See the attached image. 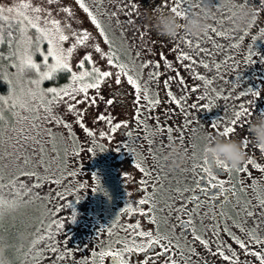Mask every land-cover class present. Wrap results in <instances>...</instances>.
<instances>
[{
    "label": "snow or ice",
    "instance_id": "1",
    "mask_svg": "<svg viewBox=\"0 0 264 264\" xmlns=\"http://www.w3.org/2000/svg\"><path fill=\"white\" fill-rule=\"evenodd\" d=\"M49 4L59 2V0H48ZM184 3H188V0H183ZM248 2V0H247ZM75 3L83 10L84 13L90 19V22L98 30L99 35L103 37L104 43L106 45L112 46L113 41L108 37V34L105 30L104 25L98 19V15H104L105 13L100 11V6L103 4V0H91V4L96 6V13H94L89 7L88 3L85 0H75ZM174 5V6H172ZM256 7H261V3L255 5ZM131 7L135 10L136 5L133 3ZM167 8L170 12L175 13L177 16L183 18L184 16L192 12V6L189 4L187 8L182 7L181 0H161L158 5V10L161 13H164V9ZM29 10L34 15L29 14ZM45 10L39 6H33L30 0H21V2L13 7L3 8L0 7V46L7 44L9 49L8 54L5 55L3 52H0V66L3 65L4 61H10L11 63L8 67L15 69V73H8L0 67V81L4 82L7 85V94H0V147H3L4 141V125L8 124V120L5 116V112H10L12 117L18 118L19 121L28 120L29 117L22 116L20 113L29 112L31 113V127L33 129H39L41 125L37 124L36 121L44 120L53 122L59 125H62L65 129H71V125L64 123L62 119L58 118L53 111V105L60 102L67 103V112L76 113L77 123L83 128L82 123L84 112L77 110V105L85 103L88 105H95L100 101L105 102L107 105H111L114 101L112 99L105 100L104 97L100 94L101 88L105 84L110 85V81L114 78L115 83L119 86L122 82H126L130 89L132 90L133 95V107L135 109L134 118L137 125L143 124V110L144 108H155L160 105L161 100L158 95L150 96L149 89L145 86H142L140 80L142 78V71L144 68H148L150 65L147 62H142L140 65H136L133 60L131 64L126 62H121L120 58L115 56V54L108 55L102 51L101 47L97 44L94 45V51L102 58L107 59V64L110 68L117 69V71H105L97 67L92 59L90 53H86L81 60L77 63L76 68L79 71H74L72 64L70 63L73 54L77 51L78 47H83L87 45V41L90 39V35L87 31L77 33L75 30H72V35L75 39V43L71 47H68L67 50L63 47V44L69 40V35H66L64 32V27L71 29V20L73 18V12L70 7H62L61 11L66 14L68 20L64 22V27L60 20L52 17L50 11L46 12L45 18L41 19L40 13ZM7 13V14H6ZM15 13V15H11ZM115 15V14H113ZM128 16H131V13H128ZM132 23L131 20L128 21ZM14 29V31H13ZM35 35H31L33 32ZM211 31L218 36H223L227 38L226 33L218 32L216 28H212ZM143 38V37H142ZM243 37H241V40ZM46 43V50H42L41 45ZM191 47V42H188ZM196 48H199L200 45L196 44ZM233 48L239 47V44H233ZM39 54L42 57V63H38L34 60V56ZM254 53L251 54L248 59L249 61L253 60ZM139 53L137 54V57ZM178 60L181 61H195L192 60V57L183 53L182 51L177 56ZM171 67V65H168ZM155 68H159V64L153 65ZM203 67L208 68L207 64H203ZM219 68V65H217ZM58 73H69L70 82L63 87H47L46 89L42 87L45 81H52ZM150 79L159 78L157 72L150 73ZM196 79L204 80L205 84H210L211 81L205 80L203 76H197ZM183 84V80L180 81ZM165 86H168V82L165 81ZM90 90H94L95 95H90ZM196 91V89H192ZM251 94L253 97H259V92H253L250 89H247L241 95ZM119 92H115L112 95L117 96ZM82 95V99H77L78 96ZM168 96L172 99L178 107H181V100L177 99L172 95L171 92H168ZM201 100L204 97H200ZM227 99V97H225ZM191 108L197 109L200 107L198 104H191ZM204 108H207L208 105H204ZM240 110L234 113V119L229 121L231 126H226L220 132H216L215 129L218 127L217 123H212L210 126L213 129L210 139H214L217 135L222 136L225 139H232V136L235 134L236 128L242 126L245 122L243 118L246 115H251L247 108L243 104L239 105ZM18 109L20 111H18ZM43 110L45 115L40 116V111ZM264 115V114H261ZM100 120H104L108 126L110 132H116L120 128H129L127 122H115L113 117L110 115H101L98 117ZM156 130L162 134L166 131L169 141L173 138L170 135L173 131L172 128L166 130L160 129L158 126L154 125ZM14 129V126H13ZM48 132L49 137L55 141V135L51 129H45ZM89 137H94L95 133L84 129ZM39 135V132H37ZM128 137L132 136V132H127ZM71 136V132H69ZM101 136H104V133H101ZM21 137L24 143L29 140H32L34 143H38L34 137L27 135L23 128L19 130V136L16 139V143L12 145L14 151L8 155L14 156L16 163V171L13 174L8 175L7 182L5 168L7 166L0 163V192L6 187H11L16 194L17 199L6 200L3 195H0V221L3 220L4 215L7 212H13L19 208L25 206L23 201V196L21 191L24 194H27L31 191L32 188H40L43 183L48 184H61L60 179H52L48 177L41 176L40 173L33 170H26L29 166L33 164V158L28 155H20L19 148L20 145L23 147ZM144 139L147 141V145L151 147L153 141L149 139L146 135ZM75 142V141H73ZM244 147L245 151L248 148L251 140L249 137H244L240 141ZM120 145H117L119 147ZM163 146V142H162ZM143 148L144 146L141 145ZM254 148L258 149L254 144ZM55 150V146H54ZM85 151L91 152L92 149H84ZM101 151H104L101 147ZM261 151V150H260ZM135 154V149L132 150ZM264 152V151H261ZM44 149H40V158L36 161L37 166H43L44 171H50V165L45 163L44 160ZM80 150L74 149L73 155H79ZM150 156L155 158L153 153H149ZM5 158L4 154H0V161H3ZM22 160V164L20 161ZM65 170H67V162H62ZM251 168L257 169L259 172L264 173V165L256 162L254 158L249 157L247 162L241 165L236 169H231L227 165L221 163L220 161L209 162L208 160H203L202 165H194L193 173L202 172L203 176L207 179L206 186H202V181L197 179L194 181L195 188H177L175 191L183 197L184 192L194 191L197 193H202L200 195H192L188 199V203L192 204L193 207H187L183 201L181 202V207L175 208L177 213H182L183 216L188 217V219H183L181 216H177L179 226L184 229V235L190 231L194 242H198L206 250L212 252L213 255L219 256L226 264H241L240 253L235 251L233 248H225L222 243H217L213 251L212 244L213 241L211 238H205V235H202L200 231L197 230V225L195 220L192 218L199 214L198 210L207 201H213L211 205L213 209L218 208V216L213 215L214 220L219 219H230L233 224L239 228L240 232L243 233L241 236H236L231 233V230L225 224L223 231L232 236L233 241L238 245L239 249L243 251L246 256H251L255 259L257 264H264V237L260 236L258 233L259 223L254 228H247L246 220L242 217L246 216L247 218H253L257 216L255 209H259L260 222H264V179L257 180L251 186L244 181L243 176L241 177L239 186L236 185V182L231 178L232 174L240 173L247 174ZM135 167L143 174V177L139 184L141 185V190L148 191L149 179L152 178V172L149 169H146L143 166V161L138 160L135 164ZM221 173L224 175L221 176ZM71 176L77 175L75 171L69 173ZM27 177L29 179L35 180L31 186L21 182L22 178ZM224 177H229L225 179ZM93 179L96 180V190L103 191L99 178L93 176ZM125 179H130L125 177ZM159 179L158 177L156 178ZM83 187V185H81ZM155 189V186H153ZM215 190V191H214ZM107 195V193H104ZM131 195V193H128ZM156 192L153 190L149 195L144 196L143 198L135 201L134 203L128 204L124 210L123 214L125 216L129 214H138L140 216H150V223L156 225V228L153 231H142L141 225L139 222L126 226L124 229L128 231L130 229L131 239L125 241H117L118 244L122 245V248L112 249L109 245L107 248L93 252V260L91 264H104L105 258L110 257L113 261V264H129L127 259V254H143L145 259L139 261L138 264H191V257L196 254V249L194 247L189 248V253L186 254L180 251L179 241L173 243L174 236L169 235L167 232L160 231L159 222L157 220L156 212L163 211V209H157L156 203ZM39 198V197H37ZM63 198L62 196L60 197ZM233 198L235 200L233 201ZM51 199V197H49ZM30 202V201H29ZM234 203L237 206H240V210L235 212V216H230L225 209L227 204ZM147 206V208L143 207ZM70 207V205H69ZM166 207L171 212L173 210V205H166ZM239 218V219H238ZM76 215L73 214L72 222H75ZM118 220H114L113 224L108 230V235L110 236L111 227H115ZM53 224L57 230L62 229L64 225L58 221H53L48 225L49 229L52 228ZM173 226V231L175 229ZM220 228L219 222H217L213 228V235L218 237ZM201 229L206 233L207 229L203 226V221H201ZM104 231V230H103ZM102 231V232H103ZM52 239L51 236L47 237ZM41 240L44 237L40 238ZM39 241L33 242V247ZM187 246V244H186ZM255 249V250H250ZM49 250L55 253H58V259L63 260L65 256L71 255L70 252H61L59 248L55 245H50ZM173 252L176 255H173ZM42 253L37 252L35 258L38 259ZM160 257H163V260H160ZM0 264H3L0 261ZM88 264V262H85Z\"/></svg>",
    "mask_w": 264,
    "mask_h": 264
},
{
    "label": "rangeland",
    "instance_id": "2",
    "mask_svg": "<svg viewBox=\"0 0 264 264\" xmlns=\"http://www.w3.org/2000/svg\"><path fill=\"white\" fill-rule=\"evenodd\" d=\"M20 2L21 0H0V7H13ZM30 2L33 6H39L45 10L40 13L42 21L46 16V12L50 11L53 18L61 21L62 27H64V22L68 20V17L61 11V8H71L74 14L71 20V29L64 27L65 34L69 35V40L63 44L65 50L75 43L72 30L77 33L83 31L89 33L90 39L87 41V45L78 47L71 58L70 63L74 71H79L76 65L86 53L92 55L95 65L101 70L117 71V69L108 66L106 58H102L100 54L94 51V45L98 44L103 52L108 55L115 54V56L120 58L121 62L131 64L134 60L136 65H140L142 62L149 63L150 66L142 71L140 83L145 85L152 93L153 89H158L159 87L157 79L149 78L150 73H158V68L153 67V65L159 64V61H164V69L167 71L171 68L168 65L172 66L174 61L171 57L173 44L161 43L160 35L152 27L157 15L156 6L148 0H103L100 11L105 14L99 15L97 13V15L104 25L109 39L114 42L112 46L104 43L103 37L99 35L98 30L90 22L87 14L75 3V0H59V2L52 4H49L48 0H30ZM85 2L96 13V6L91 4V0H85ZM160 2L161 0L158 1L159 4ZM197 2L198 0H188V3H184L181 0L182 7L187 8L190 4L192 11H198L194 7ZM213 2L218 4V0H213ZM239 2L243 3L244 0H239ZM133 3L137 6L135 10L131 7ZM128 13H131V16H128ZM29 14L34 15L30 10ZM11 15H15V13ZM228 15L227 11L219 12L215 19L211 21L213 28H216L218 32L226 33L227 38L216 35L210 29L206 36L200 39H193L195 44H192L189 52L185 48H180V50L188 53L195 61V63L192 62V67H189V73L185 71L187 76L190 77L193 71H197L196 69L198 71L204 70L206 80L211 81L208 87L213 99L225 113L231 114L233 108L237 107L246 96L241 95V93L247 90L246 84L250 76L247 72L240 69V66L236 63V57L240 52L238 49L246 48L245 42L251 28L246 32L235 30L227 19ZM129 20L132 23H129ZM184 22L183 19H180V23ZM30 34L35 35L34 31ZM179 36L187 40L183 33ZM241 37H243L242 40ZM196 44H199L200 47L196 48L194 46ZM233 44H239V47L233 48ZM159 45H164L167 48L163 51V56L157 54L156 49ZM175 47L176 50H179L177 41H175ZM6 48L8 49L7 44L0 46V52L7 55L9 49L5 50ZM41 48L46 50L47 44H42ZM247 52L250 53L248 54L249 56L256 52L264 55V28L260 37L254 42L251 41ZM138 53L139 56L137 57ZM166 56L169 62L163 60ZM255 57H253L252 61L247 60L251 68L258 64L254 59ZM34 60L42 63V57L39 54L34 56ZM10 63V61H4L0 67L8 73L14 74L16 70L8 67ZM203 64H207L208 68L203 67ZM217 65H219V68H217ZM190 72L192 73L190 74ZM69 82V73H58L52 81H45L42 87L45 89L47 87H63ZM1 84L6 85L5 83ZM106 89L105 84L102 86L100 94H105ZM250 90L254 91V88ZM90 95H95L94 90H90ZM77 99H82V95L78 96ZM92 107V105L85 103L77 105V110L85 113L82 120L84 127L82 128L77 123L76 113L67 112L66 102L53 105L54 114L62 119L64 123L70 124L71 129H65L62 125L44 121L43 119L36 121L41 127L33 129L31 127V113L21 111L20 114L29 117V119L19 121L18 118L12 117L10 112H5L8 124L4 125L5 143L3 147H0V154L5 155L4 160L0 161V163L7 166L5 168V182H7L8 175L16 171L15 158L8 154L13 153L12 145L16 143L21 128L27 135L34 137L38 141V143H34L29 140L24 143L21 137L23 147L17 146L20 150L18 154L28 155L33 158V164L26 170L34 169L41 176L60 179L62 182L59 185L43 183L42 187L32 188L27 194L21 191L25 206L16 211L7 212L3 220L0 221V248L5 250L4 255L0 257V261L5 262L3 264H85V262L91 264L93 260L92 253L96 251V242H93L92 229L98 224L103 227L101 216L105 212L104 207L112 200V189L109 181L100 180L103 191L96 190V180L83 178L79 167L81 165L80 161L77 164L78 166L75 163L83 155L80 154L79 158L76 156L71 158V155L74 149H82L84 151V148H88L91 143V140H89L91 137L88 136L84 129L91 130L92 128L93 119L88 118L86 114V109H91ZM18 111L20 110L18 109ZM44 115L45 113L41 110L40 116L43 117ZM45 129H51L55 135V141L49 137ZM37 132H39V135H37ZM69 132H71V136H69ZM41 148L44 149L45 163L51 166L48 172L44 171L43 166H37L36 164V161L40 158ZM72 160L74 161L73 163ZM63 161L67 162V170L62 164ZM20 163L22 164V160ZM71 171H75L77 175H69ZM87 172L83 173V175L85 176ZM21 182L31 186L35 183V180L24 177ZM104 193H107V195ZM0 195H3L9 201L17 199L15 191L11 187L4 188ZM61 196L63 197L62 199L60 198ZM99 199H102V201L99 202ZM255 211L257 216L249 219L260 221L258 215L260 210L255 209ZM74 213L76 219L75 222H72ZM53 221L62 223L64 227L57 230L55 224H53L52 228L49 229L48 225ZM49 236L52 239H48L47 237ZM41 237H44V239L41 240ZM34 241L39 242L33 247ZM50 245H55L61 252H70L71 255L59 260L58 253L49 250ZM37 252L42 253L38 259L35 258Z\"/></svg>",
    "mask_w": 264,
    "mask_h": 264
},
{
    "label": "flooded vegetation",
    "instance_id": "3",
    "mask_svg": "<svg viewBox=\"0 0 264 264\" xmlns=\"http://www.w3.org/2000/svg\"><path fill=\"white\" fill-rule=\"evenodd\" d=\"M146 1V0H143ZM154 4L156 14H160L161 11L158 10L159 0H148ZM251 4L254 5L257 11L256 19L252 24L250 31L248 32L247 41L245 44L246 48H240V51L236 57V63L240 66L241 70L248 73L250 78L247 80V89H253V92H259V97H253L250 93L245 96L239 105L243 104L245 108L251 112V115H246L243 118L245 122L242 126L237 127L235 134L232 139L241 141L244 137H249L248 126L250 122L256 119V116L264 114V55L256 52L254 59L257 61V66L250 67L247 63L250 54L247 52L249 44L251 41H256L264 28V0H249ZM261 3V7H256L255 5ZM164 12H169L166 8ZM161 43H172V59L174 60L171 68L167 71L164 69L165 62L159 61L160 67L158 68V89H153L152 93L149 91L150 96L158 95L161 103L155 108H144L143 110V124L137 125L134 118L135 109L133 107V95L130 86L127 83H121L119 86L116 85L115 79L110 81V85L106 84V92L102 94L105 100L112 99L114 102L111 105H107L105 102L100 101L90 109H86V114L88 118H92V128L89 131L95 133L94 137H91V143L88 148L92 151L80 150V157L75 161L76 165L80 161L81 165V175L86 179H93V176L99 178V180L109 181L111 191V202L104 207V214L101 216L103 221V227L99 224L92 229L93 242L96 246V251L107 248L109 245L112 249L122 248L121 244L117 241H125L131 239L130 229L125 231L126 226L140 223L142 231H153L156 225L149 222L150 216H140L138 214H129L125 216L123 214L124 208L130 204L138 201L144 196L149 195L153 190L156 192V203L157 209H163V211H157L156 216L159 222L160 231L167 232L169 235L174 236L173 243L179 241L180 251L186 254L189 253V248L194 247L196 249V254L191 257V264H226L219 256H215L212 252L206 250L198 242H194L192 234L189 231L187 235H184V229H182L177 220V216H181L183 219H188V217L183 216L182 213H177L175 208L181 207V202L191 208L192 204L188 203V199L192 195L203 196L202 193H197L194 191L184 192L183 197L180 196L175 190L177 188H195L194 181L199 179L202 181V186H206L207 179L203 176L202 172L193 173L192 169L194 165H202V148L205 142L206 134L212 135L213 129L211 128L212 123H217L218 127L215 129L216 132L222 131L226 126H231L229 121L234 119V113L239 111V105L233 108L231 114L225 113L213 99L208 84L206 85L204 80L196 79L197 76H203L206 78L204 70L190 72L192 75L187 76L185 71L192 67V61H181L177 59L180 54V48H185L188 52L190 46L195 41L189 37L187 40L182 36H178L175 40L167 39L160 36ZM175 41L178 43L179 50H176ZM195 46V45H194ZM167 48L164 45L157 46V54L160 56L164 55ZM236 51V52H238ZM183 52V51H182ZM189 55L186 52H183ZM236 56V55H235ZM167 56L163 60H167ZM193 60V59H192ZM169 62V60H167ZM263 61V62H262ZM182 65H181V63ZM189 73V71H188ZM183 80V84L180 81ZM165 81L168 82V86H165ZM142 86H145L142 84ZM196 89V91H192ZM119 92L117 96L112 94ZM168 92H171L173 96L181 100V107H178L173 103L172 99L168 96ZM200 97H204L203 100ZM191 104H198L200 107L193 109L190 107ZM204 105H208L204 108ZM101 115H110L113 117L115 122H127L129 128H120L116 132H110L109 126L104 120H100L98 117ZM158 126L160 129L172 128L171 132L172 140L169 141L168 133L165 131L163 134L156 130ZM131 131L132 136L128 137L127 132ZM86 132V131H85ZM104 136H101V133ZM87 133V132H86ZM153 141L151 147L147 145V141L144 139L145 136ZM217 138H223L217 135ZM251 140V138H250ZM163 142V146H162ZM169 144H179L182 146V150H186L187 162L179 170H169L168 162L161 159L162 155L166 153ZM117 145H120L117 147ZM141 145L144 147L142 148ZM254 143L251 141L246 150L248 158L252 157L254 160L262 165H264V152L253 147ZM103 147L104 151H101ZM84 148V149H88ZM135 149V154L132 150ZM153 153L155 158L149 155ZM74 155L72 153L71 158ZM138 160L143 161V166L152 172V178L149 179L148 191H142L139 181L144 178L143 174L135 167ZM74 161L72 160V163ZM78 166V165H77ZM90 171V172H87ZM87 174L84 176L83 173ZM224 174L221 173V176ZM130 179H125V177ZM243 176L244 181L247 182L249 187L257 180L264 179V173L259 172L255 168H251L247 174L233 173L231 178L239 186L241 177ZM159 178L158 180L156 178ZM228 179L229 177H224ZM155 186V189H153ZM215 191V190H214ZM131 193V195H128ZM235 198H233V201ZM102 199H99V202ZM213 201H205L203 205L199 208V214L192 217L197 225V230L205 235V238H211L213 241L212 248L213 251L216 250L215 246L217 243H222L225 248L231 247L238 253H240L241 264H257L255 259L251 256H246L242 250L239 249L238 245L232 239V236L223 231L225 224L231 230V233L236 236H243L239 228L236 227L232 220L230 219H219L214 220L213 215L218 216L219 209H213L211 205ZM173 205V210L170 212L166 205ZM147 208V206H143ZM226 211L230 216H235V212L240 210V206L234 203L227 204L225 206ZM242 217L246 220L245 227L251 229L257 226L259 223V235L264 237V222L258 220H250L246 216ZM239 219V218H238ZM114 220H118L115 227H111V235L109 236L108 230L113 224ZM201 221H203V226L207 229L205 233L201 229ZM219 222L220 228L219 236L213 235L212 228ZM176 226L173 231V226ZM104 230V231H103ZM103 231V232H102ZM187 244V246H186ZM255 250V249H250ZM175 256L176 253L173 252ZM127 259L129 264H138L139 261H143L145 256L143 254H127ZM163 260V257H160ZM97 264L99 261L97 260ZM104 264H113L110 257H106Z\"/></svg>",
    "mask_w": 264,
    "mask_h": 264
},
{
    "label": "clouds",
    "instance_id": "4",
    "mask_svg": "<svg viewBox=\"0 0 264 264\" xmlns=\"http://www.w3.org/2000/svg\"><path fill=\"white\" fill-rule=\"evenodd\" d=\"M198 11H192L183 18L173 12L160 13L155 17L152 25L158 35L167 39L175 40L181 33L185 37L200 39L207 35L213 28V21L219 12L227 11V19L230 25L237 31L246 32L252 27L257 15L253 4L244 0H218V4L213 0H198L194 5ZM180 19L185 22L180 23ZM248 134L251 141L261 151H264V115L256 116L248 126ZM210 134H206L202 148V159L209 162L220 161L231 169H236L247 162L248 154L244 145L235 139L217 138L210 139ZM168 151L161 159L168 162L169 170H179L187 162L186 150H182L179 144H169ZM4 249L0 248V257L4 255Z\"/></svg>",
    "mask_w": 264,
    "mask_h": 264
},
{
    "label": "trees",
    "instance_id": "5",
    "mask_svg": "<svg viewBox=\"0 0 264 264\" xmlns=\"http://www.w3.org/2000/svg\"><path fill=\"white\" fill-rule=\"evenodd\" d=\"M5 50H8V49L6 48ZM1 83H4V82L0 81V94H4L5 95V93H6V85L1 84ZM3 263H5V262H3Z\"/></svg>",
    "mask_w": 264,
    "mask_h": 264
}]
</instances>
